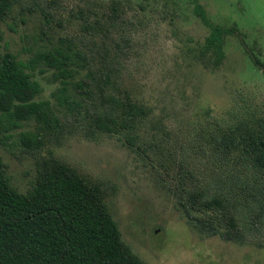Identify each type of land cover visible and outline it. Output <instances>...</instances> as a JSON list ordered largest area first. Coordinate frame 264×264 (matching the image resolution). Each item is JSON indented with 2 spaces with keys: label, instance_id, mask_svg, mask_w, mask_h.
Segmentation results:
<instances>
[{
  "label": "rangeland",
  "instance_id": "obj_1",
  "mask_svg": "<svg viewBox=\"0 0 264 264\" xmlns=\"http://www.w3.org/2000/svg\"><path fill=\"white\" fill-rule=\"evenodd\" d=\"M88 1L104 7L121 4L118 41L126 58H120V90L149 111L138 130L147 154L130 149L117 136L91 134L64 119L54 99L59 84L50 72L37 69V100L48 101L62 124L44 132L37 149L20 140L22 133L35 131L34 121L7 132L0 157L11 185L25 194L43 165L68 167L101 191L122 240L144 264H264V235L243 245L202 236L187 224L174 200V188L184 177L174 168L180 158L208 171L198 145L211 154L204 140L212 131L210 123L227 126L264 114V73L249 58L253 53L264 62V0H198L213 24L240 34L226 39L225 59L216 70L202 67L193 56L208 29L194 15L192 0H20L21 14L16 6L0 21V52L28 62L58 37L79 34L80 22L70 11ZM35 2L53 4L49 10L61 17H48L46 23L39 10L31 9ZM161 163L169 165L170 173Z\"/></svg>",
  "mask_w": 264,
  "mask_h": 264
},
{
  "label": "trees",
  "instance_id": "obj_2",
  "mask_svg": "<svg viewBox=\"0 0 264 264\" xmlns=\"http://www.w3.org/2000/svg\"><path fill=\"white\" fill-rule=\"evenodd\" d=\"M192 2L194 15L208 29L193 56L202 67L219 69L226 39L240 34L235 28L213 24L198 0ZM16 6L21 14L20 0H0V21L10 17ZM51 7L49 2H35L31 9L39 10L47 23L48 17H61ZM120 7L116 1L105 7L88 1L71 10V17L80 22L79 34L58 37L57 43L41 48L28 62L0 52V145L7 132L22 122L36 123L34 132L20 135L28 149L39 148L43 133L61 126L56 109L37 100L41 87L33 74L38 69L40 74L50 72L59 84L54 99L64 119L81 124L91 134L117 136L130 149L147 154L148 148L139 144L138 130L149 111L120 90V58L126 50L118 36L124 21ZM249 58L264 73V62L253 53ZM210 128L204 140L211 154L198 145L208 171L180 158L174 168L184 177L175 185L174 200L187 224L200 235L243 245L264 235V114L227 126L210 123ZM159 149L171 166L163 144ZM159 166L170 173L169 165ZM0 264L144 262L122 240L97 187L53 163L43 165L31 190L21 194L11 185L0 157Z\"/></svg>",
  "mask_w": 264,
  "mask_h": 264
}]
</instances>
